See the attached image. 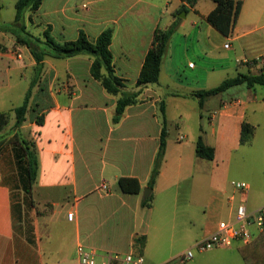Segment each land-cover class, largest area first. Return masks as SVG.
Masks as SVG:
<instances>
[{
	"label": "crops",
	"instance_id": "1",
	"mask_svg": "<svg viewBox=\"0 0 264 264\" xmlns=\"http://www.w3.org/2000/svg\"><path fill=\"white\" fill-rule=\"evenodd\" d=\"M214 8L212 0H194L193 5L186 0H43L25 16L33 36L49 31L59 43L74 41L80 33L94 42L112 28V68L129 92L136 90L155 30L177 27L165 47L158 83L145 88L118 123L113 122L117 97L93 79L88 56L44 60L25 122L16 129L13 115L0 132V264H77L79 244L164 264L213 233L237 203L244 202L248 210L264 206L255 199L264 193V87L233 90L228 99L219 94L201 108L191 96L256 71L236 61L264 51V0H243L228 37L206 20ZM10 23L0 13V89L10 85L12 71L36 66L27 48L6 30ZM21 80H26L22 74ZM162 102L166 148L149 188L163 128ZM186 110L196 115L192 131ZM243 123L253 127L249 145L240 142ZM199 137L213 148L212 160L196 156ZM22 142L37 156L33 183ZM123 179L135 181L139 192L123 191ZM189 179L192 187L182 197L179 185ZM232 181L246 182L248 194H235L230 201ZM102 185L105 191L99 190ZM146 189L152 196L148 208L141 206ZM181 203L202 209L195 222L177 216ZM139 240L143 245L136 244ZM243 247L236 242L184 264H245Z\"/></svg>",
	"mask_w": 264,
	"mask_h": 264
},
{
	"label": "trees",
	"instance_id": "2",
	"mask_svg": "<svg viewBox=\"0 0 264 264\" xmlns=\"http://www.w3.org/2000/svg\"><path fill=\"white\" fill-rule=\"evenodd\" d=\"M43 0H17L14 6L15 15L13 21L6 27L15 39V43L24 46L32 56L36 66L35 76L31 81L27 92L25 93L22 104L13 110L15 115L14 127L18 129L24 122L28 112L31 91L39 82L42 71L43 62L46 58L65 60L77 56H88L92 60L90 73L94 80L98 81L107 94L117 97L115 115L113 122L118 123L125 109L128 106L138 103V97L142 91L149 85L157 84L162 64L165 47L172 34L175 32L177 24L173 23L164 31L155 30L150 49L148 50L143 65L136 82L135 91L129 92L122 80L115 76L112 68V54L110 52V44L113 37V29L104 30L94 42L80 33L74 41L56 42L52 39L49 31L43 32L41 37L33 36L28 31L25 24V16L28 13H35ZM215 8L207 15V22L213 26L221 35L228 37L231 35L239 12L243 5V0H212ZM190 5L194 4V0H186ZM184 10V8H182ZM244 85L247 89L255 86L264 87V70L259 69L246 74L239 73L234 78L224 80L215 88L194 92L191 96L196 98L201 108L206 99L223 94L230 88ZM160 111L163 116V128L160 136V143L157 156L151 171L148 187L152 188L163 161L166 148V121L164 118V102L160 104ZM10 120L9 112L0 113V132L8 125ZM40 124V122H39ZM17 138V135L14 138ZM253 137V127L243 123L241 126L240 142L243 145H249ZM12 141V140H10ZM16 144L17 140H13ZM23 152L27 160V172L29 182L33 183L36 179L38 170L37 156L33 150H30L27 142H22ZM20 144V143H18ZM4 142H0V153L3 149ZM195 154L198 158L204 160H212L214 158L213 148L205 145L199 137L195 145ZM134 187H128L130 183ZM120 186L125 192L138 193L139 187L135 181L120 180ZM152 196H148L143 200L141 206L150 207ZM138 245H143V240L135 241ZM240 254L245 264H264V231L251 244L240 249Z\"/></svg>",
	"mask_w": 264,
	"mask_h": 264
},
{
	"label": "built area",
	"instance_id": "3",
	"mask_svg": "<svg viewBox=\"0 0 264 264\" xmlns=\"http://www.w3.org/2000/svg\"><path fill=\"white\" fill-rule=\"evenodd\" d=\"M17 58H20L17 55ZM237 66H251L256 70H264V51L253 58L244 57L236 61ZM182 139V138H180ZM232 195L230 201H234L235 194L247 195L249 185L243 181H232L230 183ZM106 185L99 190L105 191ZM73 212L67 214V219H73ZM264 231V206L255 210H248L244 202L237 203L230 216L220 220L216 229L205 239L198 241L194 246L174 259L164 264H184L193 259L196 254L204 253L216 248H228L238 242L242 246L251 244ZM77 264H145L142 255L134 253L99 252L79 244L76 247Z\"/></svg>",
	"mask_w": 264,
	"mask_h": 264
},
{
	"label": "rangeland",
	"instance_id": "4",
	"mask_svg": "<svg viewBox=\"0 0 264 264\" xmlns=\"http://www.w3.org/2000/svg\"><path fill=\"white\" fill-rule=\"evenodd\" d=\"M17 0H0V13L2 15V18L5 19L6 21L12 22L14 19V14H15V3ZM20 53V52H19ZM23 59V58H22ZM21 63V61L19 62ZM18 63H16V66ZM21 74L24 75L26 77V80L22 81L21 80ZM35 76V70L33 69H27L25 71H21V70H14L12 71V80L10 82V85L6 88L0 89V112H9L10 113V117H13V113L11 108L12 107H19L22 102H23V98H24V92L23 90L30 85L31 81L33 80ZM245 90V86H237V87H233L230 88L229 91L225 92V94L223 93L222 98L224 99H228L227 98V94H233V90ZM238 92V91H237ZM14 109V108H13ZM203 117H205V112L203 110L202 112ZM187 116V117H186ZM195 116L193 115L191 116V114L189 112H185V119H186V123L188 125V130L192 131L193 130V126L195 123ZM9 126V125H8ZM7 126L5 127L4 130H7ZM178 133H181L180 130L174 131L173 134L177 135ZM189 148L186 149V152H189ZM193 181L192 180H185L184 182L181 183V185H179V194L180 196L184 197L185 195H187L188 193V188L192 187ZM56 195H60L59 193H57ZM255 199L257 201L258 204L264 203V193H257L255 196ZM255 201V200H254ZM180 205V203H179ZM41 210V207H40ZM175 211L177 212V216L182 219L184 221L190 220L192 222H195L196 219L201 215L202 213V209L191 206V207H185V205L183 203H181V207L175 209ZM224 216H222L221 218H216L218 219H223Z\"/></svg>",
	"mask_w": 264,
	"mask_h": 264
},
{
	"label": "water",
	"instance_id": "5",
	"mask_svg": "<svg viewBox=\"0 0 264 264\" xmlns=\"http://www.w3.org/2000/svg\"><path fill=\"white\" fill-rule=\"evenodd\" d=\"M150 192H151L150 189H146V190L144 191V196L147 197V196L149 195Z\"/></svg>",
	"mask_w": 264,
	"mask_h": 264
}]
</instances>
